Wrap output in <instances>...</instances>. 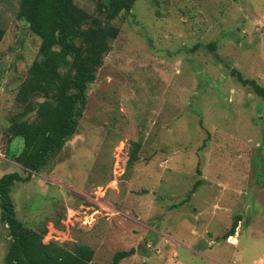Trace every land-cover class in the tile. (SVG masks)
I'll return each mask as SVG.
<instances>
[{"label":"rangeland","instance_id":"obj_1","mask_svg":"<svg viewBox=\"0 0 264 264\" xmlns=\"http://www.w3.org/2000/svg\"><path fill=\"white\" fill-rule=\"evenodd\" d=\"M20 2L0 0V177L28 174L7 155L39 47ZM74 2L97 12L96 0ZM111 23L119 34L76 134L12 187L16 218L46 224L45 243L89 245L91 264L131 248L119 264H264V97L234 74L264 86V0H135ZM237 219L233 245L224 234ZM9 243L0 220V264Z\"/></svg>","mask_w":264,"mask_h":264},{"label":"trees","instance_id":"obj_2","mask_svg":"<svg viewBox=\"0 0 264 264\" xmlns=\"http://www.w3.org/2000/svg\"><path fill=\"white\" fill-rule=\"evenodd\" d=\"M97 12L90 16L74 0H21L18 18L39 38L37 58L28 67L15 94L21 112L10 118L7 155L22 166L26 177L17 172L0 177V220L8 228L10 243L4 264H91L94 249L82 242L45 243L46 224L26 226L15 216L10 193L16 182H26L32 173L41 172L49 158L62 149L77 131L86 107L88 86L119 28L111 20L123 12L131 13L135 0H96ZM4 29L0 27V41ZM212 48H214L212 46ZM244 86L264 97V86L234 73ZM23 140L22 149L11 152L12 138ZM128 167L137 160L139 143H133ZM196 182L187 199L197 190ZM240 219L235 220L224 239L235 235ZM136 253L134 248L116 251L111 264Z\"/></svg>","mask_w":264,"mask_h":264},{"label":"crops","instance_id":"obj_3","mask_svg":"<svg viewBox=\"0 0 264 264\" xmlns=\"http://www.w3.org/2000/svg\"><path fill=\"white\" fill-rule=\"evenodd\" d=\"M240 223V222H239ZM239 227V226H238ZM237 233V232H236ZM236 233H235V235H233V236H230L226 241H229V242H231V244H236V242H237V238H236ZM231 241H230V240ZM254 264H256V263H254Z\"/></svg>","mask_w":264,"mask_h":264}]
</instances>
